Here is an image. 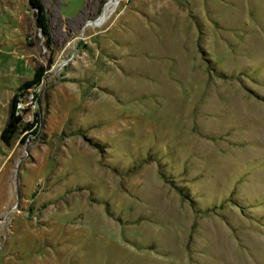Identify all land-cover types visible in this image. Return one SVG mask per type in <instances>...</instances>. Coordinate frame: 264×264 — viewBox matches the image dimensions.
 <instances>
[{"label":"rangeland","instance_id":"374dc122","mask_svg":"<svg viewBox=\"0 0 264 264\" xmlns=\"http://www.w3.org/2000/svg\"><path fill=\"white\" fill-rule=\"evenodd\" d=\"M38 1L0 0V264H264V0Z\"/></svg>","mask_w":264,"mask_h":264},{"label":"trees","instance_id":"16d2710c","mask_svg":"<svg viewBox=\"0 0 264 264\" xmlns=\"http://www.w3.org/2000/svg\"><path fill=\"white\" fill-rule=\"evenodd\" d=\"M30 1H31V5L33 8H37V9L39 8L40 15L37 19L38 25L40 28H42L45 35H48L47 34V30H48L47 20L45 17V13L43 12V9L40 6L39 1L38 0H30ZM45 72H46V69L44 67L38 68L35 72L33 79L24 82L18 88V91L26 93L28 90L40 86V84L42 83V79L44 78ZM22 97L23 95L18 94V93L13 96L11 100V104H10V109H9L8 122L0 136L1 141L7 147L12 146L14 140L16 139V136L21 135V133L27 132L32 128V125H26L21 128V117L18 116L17 114L19 112V106L22 103L21 102ZM35 123L38 124V121H35Z\"/></svg>","mask_w":264,"mask_h":264},{"label":"bare ground","instance_id":"6f19581e","mask_svg":"<svg viewBox=\"0 0 264 264\" xmlns=\"http://www.w3.org/2000/svg\"><path fill=\"white\" fill-rule=\"evenodd\" d=\"M120 1L121 0H116L115 2H112L111 1L106 6V8H105L102 16L99 18V20L98 21H95L93 23H96L97 22L95 25L98 26V27L103 26L108 21V19L111 17V15L115 12V9L119 5V2Z\"/></svg>","mask_w":264,"mask_h":264},{"label":"built area","instance_id":"2783aa9c","mask_svg":"<svg viewBox=\"0 0 264 264\" xmlns=\"http://www.w3.org/2000/svg\"><path fill=\"white\" fill-rule=\"evenodd\" d=\"M22 104V103H21ZM19 108H20V106H19Z\"/></svg>","mask_w":264,"mask_h":264}]
</instances>
